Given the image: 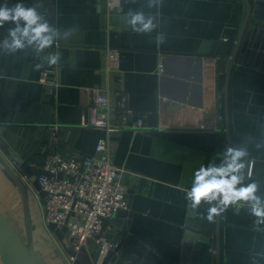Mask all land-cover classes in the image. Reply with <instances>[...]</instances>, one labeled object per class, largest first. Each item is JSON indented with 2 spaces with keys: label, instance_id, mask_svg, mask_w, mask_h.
Wrapping results in <instances>:
<instances>
[{
  "label": "crops",
  "instance_id": "crops-1",
  "mask_svg": "<svg viewBox=\"0 0 264 264\" xmlns=\"http://www.w3.org/2000/svg\"><path fill=\"white\" fill-rule=\"evenodd\" d=\"M16 3L35 7L58 33L43 52L26 46L9 53L3 42L15 25L0 27V136L16 156L38 175L48 155L89 157L108 137L104 157L125 170L129 198L127 219L104 226L110 240L124 239L120 264H264V222L249 204L230 205L209 220L218 201L194 208L187 199L195 172L219 166L226 149L237 148L247 152L240 186L255 183L264 203V70L236 62L227 130L226 73L217 65L224 57L228 69L238 41L244 54L255 36L245 0H0V6ZM137 12L153 18L152 31L133 30L129 14ZM57 53L50 65L47 57ZM108 57L117 70H108ZM47 67L56 68L54 95L40 82ZM97 89L111 92L113 107L117 93L126 92L130 106L148 115L147 127L110 134L88 127ZM54 126L58 132L49 130ZM0 154L15 165L1 145ZM18 193L0 164V210ZM28 194L33 225L42 227L43 199L30 187ZM50 244L37 247L48 264L68 263ZM87 250L81 259L93 264L97 246L90 242Z\"/></svg>",
  "mask_w": 264,
  "mask_h": 264
},
{
  "label": "built area",
  "instance_id": "built-area-1",
  "mask_svg": "<svg viewBox=\"0 0 264 264\" xmlns=\"http://www.w3.org/2000/svg\"><path fill=\"white\" fill-rule=\"evenodd\" d=\"M108 61V70L118 69L115 59L108 57ZM159 69L160 73L165 71L163 66ZM55 77L54 67L45 68L41 74L40 82L47 86L50 95H54L59 87ZM93 93L88 127L104 130L108 134L112 130L138 131L147 127L148 115L130 106L126 92L117 93L115 107L111 104V92L97 89ZM49 130L58 132L59 127ZM108 149L109 139L103 137L96 146V152L89 157L65 160L50 154L38 176L39 185L45 193L44 227L48 229L50 225H55L61 229L66 226V245L78 255L83 253L88 242L95 243L97 257L93 264H104L108 255L118 247L106 236L105 224L129 209L128 191L123 181L125 170L104 157ZM71 260L73 263L74 260Z\"/></svg>",
  "mask_w": 264,
  "mask_h": 264
},
{
  "label": "clouds",
  "instance_id": "clouds-1",
  "mask_svg": "<svg viewBox=\"0 0 264 264\" xmlns=\"http://www.w3.org/2000/svg\"><path fill=\"white\" fill-rule=\"evenodd\" d=\"M129 24L134 31L150 32L155 27L152 17H145L142 12L129 14ZM6 22L15 26L9 30V38L3 42V47L9 53H15L26 46H34L35 50L43 52L52 46L56 30L43 20L35 7H26L23 3H16L12 7L0 6V27ZM50 65L57 64L59 54L47 57ZM39 67V65L37 66ZM247 156L244 149L228 148L219 166H201L194 174L192 187L187 191V199L192 207L204 202L218 201L219 206L211 207L208 219L211 220L230 205H243L251 207L252 214L258 218L257 222H264V203L256 195L255 183L242 185V171L245 168L243 158ZM250 175V173H249Z\"/></svg>",
  "mask_w": 264,
  "mask_h": 264
},
{
  "label": "water",
  "instance_id": "water-1",
  "mask_svg": "<svg viewBox=\"0 0 264 264\" xmlns=\"http://www.w3.org/2000/svg\"><path fill=\"white\" fill-rule=\"evenodd\" d=\"M248 10L247 22L250 17L253 16V23L256 24L254 28L255 36L248 44V48L244 54H240L241 41L239 40L235 50L230 58V64L227 69V61L224 57H218L217 65L218 70L221 73H226L225 78V120L227 130H229V84L230 78L236 62L239 65H248L264 70V0H245ZM245 28H243L244 30ZM0 145L8 151L9 156L14 162V166L7 162V160L0 154V164L16 185L20 192L23 212H24V228L25 238L15 229L13 224L9 221L6 215L0 210V261L2 264H48L43 257L42 253L36 249L34 240V225L32 222V215L30 209V201L28 189L33 188L41 199L45 198V193L42 191L39 182L38 175L31 169L28 161L22 160L16 156L15 152L10 149L8 144L0 136ZM16 167V168H15ZM128 210L116 215L117 219H127ZM44 227V226H43ZM45 228V227H44ZM217 259L219 261V224L217 226ZM57 242L61 245V248L67 254V256L74 260L73 264H84L81 255L67 247L65 237L68 231L66 226L58 229L55 225H50L47 229ZM124 239L118 244L115 251H112L106 258L104 264H106L116 253L120 252V257L117 264H120L123 260L126 250L123 249ZM197 248L200 246L197 245ZM195 247V248H196ZM198 252H196V257ZM192 264H198L194 261Z\"/></svg>",
  "mask_w": 264,
  "mask_h": 264
},
{
  "label": "rangeland",
  "instance_id": "rangeland-1",
  "mask_svg": "<svg viewBox=\"0 0 264 264\" xmlns=\"http://www.w3.org/2000/svg\"><path fill=\"white\" fill-rule=\"evenodd\" d=\"M17 197H19V196H17ZM40 205H42L41 201H40ZM6 206H8L10 209H12V213L13 214L8 212L6 209H5V211L10 216V218L12 220V223L18 229L19 233L25 238V233H24V229H25L24 228V212H23V208L21 206L19 198H15V200H13L12 202H9L8 204H6ZM13 218H15L14 219L15 222L13 221ZM42 228H43L44 232L46 233V236H47L49 242H51L56 247L59 246L60 250H62V252L67 256V254L64 252V250L61 248V245L57 242L56 238L54 239L53 235L46 228H44L43 226H42ZM90 242H88V244ZM88 244H87V247H88ZM87 247L85 248V251H88ZM47 257H49V256H47ZM67 258L69 259L68 260L69 262L66 263V264H73L72 260L68 256H67Z\"/></svg>",
  "mask_w": 264,
  "mask_h": 264
},
{
  "label": "trees",
  "instance_id": "trees-1",
  "mask_svg": "<svg viewBox=\"0 0 264 264\" xmlns=\"http://www.w3.org/2000/svg\"><path fill=\"white\" fill-rule=\"evenodd\" d=\"M38 176H39V174H38ZM18 195H19V200H20L21 206H22V200H21L20 193H18ZM22 208H23V206H22ZM5 209L10 213H12V209H10L8 206H6V204H5V208L2 209V212L6 215V217L9 219V221L12 223V220H11L10 216L7 214V212L5 211ZM14 219L15 218H13V221L15 222ZM13 226L15 227L14 224H13ZM15 229L18 231V229L16 227H15ZM24 233H25V229H24ZM34 240H35L36 249L39 246V244H41V243H45L48 246V248H51V244H50V242L46 236V233L44 232V230L41 226H38V225L34 226Z\"/></svg>",
  "mask_w": 264,
  "mask_h": 264
}]
</instances>
